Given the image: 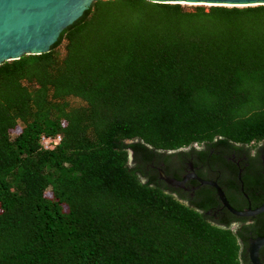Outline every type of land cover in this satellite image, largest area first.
Wrapping results in <instances>:
<instances>
[{
	"label": "trees",
	"instance_id": "16d2710c",
	"mask_svg": "<svg viewBox=\"0 0 264 264\" xmlns=\"http://www.w3.org/2000/svg\"><path fill=\"white\" fill-rule=\"evenodd\" d=\"M261 140L264 5L94 1L0 63V264H242L264 228L142 181L128 150Z\"/></svg>",
	"mask_w": 264,
	"mask_h": 264
},
{
	"label": "flooded vegetation",
	"instance_id": "af4514ba",
	"mask_svg": "<svg viewBox=\"0 0 264 264\" xmlns=\"http://www.w3.org/2000/svg\"><path fill=\"white\" fill-rule=\"evenodd\" d=\"M188 163L197 178L218 184L230 206L238 210L253 209L264 201V140L247 145L194 143L174 150H151L149 154L131 151L127 165L135 168L142 180L163 182L185 204L205 206L203 213L213 221L225 220L227 210L221 206L213 187L199 184L184 189L168 185L159 178L158 170H161L165 176L180 181L190 172ZM241 218L242 221H233L231 226L244 227L247 234L264 228V211ZM246 249V261L242 264H250ZM258 258L264 263V246L259 249Z\"/></svg>",
	"mask_w": 264,
	"mask_h": 264
},
{
	"label": "water",
	"instance_id": "95a60500",
	"mask_svg": "<svg viewBox=\"0 0 264 264\" xmlns=\"http://www.w3.org/2000/svg\"><path fill=\"white\" fill-rule=\"evenodd\" d=\"M97 0H0V63L18 59L22 55L47 52L66 26L76 20L89 5ZM156 3L190 5L252 6L264 5V0H146ZM135 141V140H134ZM130 141H126L129 143ZM131 150H128V158ZM180 181L165 176L158 170L159 178L171 186L192 189L199 184L213 187L223 208L236 217L255 216L264 211V201L257 207L234 209L227 202L215 181L199 179L190 169ZM144 181V180H142ZM264 246V235L248 238L247 257L250 264H264L258 258Z\"/></svg>",
	"mask_w": 264,
	"mask_h": 264
},
{
	"label": "built area",
	"instance_id": "2783aa9c",
	"mask_svg": "<svg viewBox=\"0 0 264 264\" xmlns=\"http://www.w3.org/2000/svg\"><path fill=\"white\" fill-rule=\"evenodd\" d=\"M60 140V135L56 134V135H42L40 137V143L42 145L43 148H50L52 146H54L58 141Z\"/></svg>",
	"mask_w": 264,
	"mask_h": 264
},
{
	"label": "rangeland",
	"instance_id": "374dc122",
	"mask_svg": "<svg viewBox=\"0 0 264 264\" xmlns=\"http://www.w3.org/2000/svg\"><path fill=\"white\" fill-rule=\"evenodd\" d=\"M187 5H190V4H187ZM71 102H72V103H75V101H73V100H72Z\"/></svg>",
	"mask_w": 264,
	"mask_h": 264
},
{
	"label": "bare ground",
	"instance_id": "6f19581e",
	"mask_svg": "<svg viewBox=\"0 0 264 264\" xmlns=\"http://www.w3.org/2000/svg\"><path fill=\"white\" fill-rule=\"evenodd\" d=\"M183 4V3H182ZM204 5H208L207 3H204Z\"/></svg>",
	"mask_w": 264,
	"mask_h": 264
}]
</instances>
